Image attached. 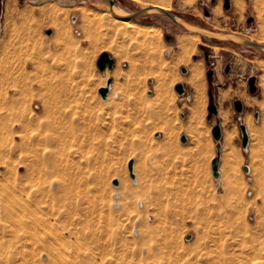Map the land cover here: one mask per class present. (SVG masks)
Segmentation results:
<instances>
[{"label":"rangeland","instance_id":"rangeland-1","mask_svg":"<svg viewBox=\"0 0 264 264\" xmlns=\"http://www.w3.org/2000/svg\"><path fill=\"white\" fill-rule=\"evenodd\" d=\"M169 1L201 27L248 38L261 29L256 0H243L242 10L235 0L229 8L225 0ZM116 2L129 11L155 4ZM0 4V264H264V52L199 34L189 63L177 65L178 36L190 30L167 16L131 19L139 29L132 35L111 23L105 0ZM151 27L161 29L159 39H149ZM103 51L115 64L101 72ZM164 59L165 71L181 74L169 93L157 88ZM195 63L203 101L196 113ZM211 87L218 113L209 118ZM248 118L244 147L239 125L247 128Z\"/></svg>","mask_w":264,"mask_h":264},{"label":"water","instance_id":"water-1","mask_svg":"<svg viewBox=\"0 0 264 264\" xmlns=\"http://www.w3.org/2000/svg\"><path fill=\"white\" fill-rule=\"evenodd\" d=\"M107 2V4H109V11L114 15V16H118L119 18L122 19H135V18H141L144 15H149V14H156V15H164L167 16L172 22H175L176 24H178L179 26H181L183 29L185 30H191L194 31L196 33H199L202 37H206L209 38L211 40H219V41H225V42H230V43H236L239 45H243V46H250L253 47L255 49H257L258 51H262L264 52V42H257L254 40H251L248 37H243L240 35H237L235 33H228V32H224V31H215L209 28H206L204 26H199L189 20H186L183 16H180L178 13H176L175 11H171V10H165L161 7H155V6H144L140 9L137 10H127L124 7H122L119 3L116 2V0H105ZM1 3V0H0ZM225 7L229 8L231 6V0H225ZM117 8L120 9V11L117 10ZM2 10L1 4H0V12ZM206 14H209V11L207 9H205ZM49 33L51 32V30L48 31ZM206 53H208V50L206 51ZM206 58V56H205ZM97 66L98 69L103 72L106 68L112 69L114 67L115 61L113 59V57L110 55V53L108 51H103L102 54L99 56V58L97 59ZM209 63V61H207ZM227 70V69H226ZM181 71L183 73H188V70L186 69V67H182ZM208 78H209V85L211 86L212 84V79H213V70L209 69L208 71ZM255 79L256 76H250L248 78V85H250V92L251 93H255L258 90V86L255 84ZM113 79H109L107 82V85H104V87L99 88V92L101 94V96L103 98L107 97L109 92H110V84L112 83ZM176 90L178 91L179 94H183L186 90V88L184 87L183 83H177L175 86ZM213 88L211 87L209 89V96H210V104L208 107V117L212 118L214 115L213 114H217L218 113V106L214 103L213 101ZM235 104V108L237 110L238 113H242L244 111V104L241 100L239 99H235L234 101ZM256 117H259V112H255ZM241 131H242V143L244 147L248 146V142H249V134H248V129H246V126L244 123H240L239 125ZM212 133L213 136L215 138V140L220 141L221 138L223 137V129L221 127L220 122H218V124L214 125L212 127ZM181 141L182 142H186L187 141V136L185 134H183L181 136ZM221 145H217L218 150L221 149ZM134 160H130L129 162V172H130V176H132L133 178H135V174H134ZM219 164H220V158L218 157H214L212 160V173H214V176L216 178H218L220 176V172H219ZM249 169L248 165L244 166V170L247 171ZM113 183L115 185H119V180L115 179L113 181ZM192 238V235H188L187 239Z\"/></svg>","mask_w":264,"mask_h":264},{"label":"bare ground","instance_id":"bare-ground-1","mask_svg":"<svg viewBox=\"0 0 264 264\" xmlns=\"http://www.w3.org/2000/svg\"><path fill=\"white\" fill-rule=\"evenodd\" d=\"M194 0H184V2L185 3H187V2H193ZM154 2H155V4L153 5V6H155V7H161V8H163V9H165V10H170V6H171V3H170V1L169 0H154ZM235 5L239 8V9H243L244 8V1L243 0H235ZM255 5H256V10H257V13L259 14V27L261 28L260 29V32L258 33V34H255V35H253V36H251L250 38H252L253 40H256V41H258V42H260L261 43V41H263L264 42V0H256L255 1ZM60 7V6H59ZM53 8V7H52ZM64 8V7H63ZM48 9H49V7H48ZM48 9H47V12H50L51 13V15H52V10L51 11H48ZM61 9V8H60ZM58 10V9H57ZM81 10V9H80ZM79 10V11H80ZM117 10L118 11H120V9L119 8H117ZM12 11V10H11ZM27 11V10H26ZM30 11V10H29ZM44 11V10H43ZM42 11V12H43ZM68 10H66V12H67ZM220 11H221V8H220V5H216V7H214V9H213V12H214V14H217V13H220ZM46 12V13H47ZM57 12V11H56ZM90 12H92V10H90ZM27 13V12H26ZM44 13H45V11H44ZM50 13H49V15H50ZM95 13V12H94ZM97 13V12H96ZM96 13H95V16H97L96 15ZM99 14L101 13V12H98ZM68 14V13H67ZM103 14V13H102ZM45 15V14H44ZM46 15H48V14H46ZM61 15V14H60ZM82 16H83V18L84 17H86L87 19H86V22H88L89 21V23H90V20H89V18H90V15H89V12H88V10H85L84 8L82 9V14H81ZM89 15V16H88ZM91 15H93V13H91ZM107 15V14H106ZM109 15V18H110V21H112L111 23H114V24H116L117 25V23H120V22H122L124 25H126V26H124L125 27V29H124V27H123V25L122 26H120V24H119V26H120V28L121 27H123V29L125 30V31H130V33H132L133 31H135V30H137L138 29V27H137V25H135L133 22H131L132 20V18H130V19H128L127 21H124V20H126V19H122V18H119L118 16H114L112 13H109L108 14ZM63 16V15H62ZM88 16V17H87ZM99 16V15H98ZM29 17H31V16H29ZM65 17V16H64ZM93 19H91V21L93 20V21H95L94 19H96V17H94V16H91ZM101 17L104 19V17L101 15ZM100 16H99V18H100V20L99 21H97V19H96V22H101L102 21V18H101ZM26 18V17H25ZM53 18L54 19H58V14H56V13H53V16H52V18H49L50 20H53ZM98 18V19H99ZM47 19V18H46ZM82 19V18H81ZM85 19V18H84ZM27 20V19H26ZM61 20V19H60ZM105 20H106V18H105ZM47 21V20H46ZM57 21H59V20H57ZM125 23H124V22ZM104 22V21H103ZM107 22V21H106ZM106 22H104L103 24H105ZM60 24V23H59ZM101 24V23H100ZM99 24V25H100ZM107 25H111L110 23H109V21H108V24ZM113 25V24H112ZM139 25V24H138ZM101 26H103V25H101ZM105 26H106V24H105ZM107 27V26H106ZM109 28H114V27H110V26H108ZM156 27H158V26H156ZM140 28V27H139ZM144 29V28H143ZM147 29V28H146ZM145 29V30H146ZM116 30H117V28H116ZM131 30H132V32H131ZM151 30V31H150ZM138 31H139V29H138ZM144 31V30H143ZM161 29L160 28H152L151 27V29H147L146 30V33L148 34V36H149V39L151 38V37H153V40H154V37H155V39H159V37H158V35L160 36L161 35ZM122 33H123V31H122ZM136 34V32H133L132 33V35L133 34ZM141 33H144V32H140V34ZM150 34V35H149ZM181 34V33H180ZM16 35H17V33H16ZM127 35V34H126ZM138 35V34H137ZM144 35V34H143ZM22 36V35H21ZM145 36H146V34H145ZM151 36V37H150ZM156 36H157V38H156ZM133 37V36H132ZM147 37V36H146ZM135 39V38H134ZM251 39V40H252ZM152 40V39H151ZM150 40V42H152ZM198 42H200V35H199V33H196V32H194V31H188V32H184V33H182L181 35H179L178 36V39H177V44H178V47H179V52L177 53V56H176V61H177V65L179 64V63H189V61H190V55L194 52V50H195V48H196V46H197V43ZM149 43V42H148ZM155 44H156V42H154ZM151 44V43H150ZM154 46H156V45H153V47ZM151 53V52H150ZM154 56V55H153ZM154 58V57H153ZM151 62L153 63V62H155L153 59L151 60ZM261 62V61H260ZM264 62V61H263ZM263 62H261L260 63V69H263L264 70V63ZM162 66H164V70L162 69V71H161V73H160V75H159V82H158V86H157V88H159L160 89V91H164L165 93L166 92H172V89H171V86H172V84H174V82L176 81V80H179V79H181V74L180 73H178L176 70H173V71H165V68H168V62L164 59L163 60V64H162ZM258 66H259V64H258ZM201 66L198 64V63H195V64H193V66L191 67V77H190V80L193 82V84L197 87V89H198V91H197V95H196V101H197V104H196V107H195V113L196 112H198V111H200V109H201V107H202V104H203V101H202V95H201V92H200V88L198 87V82H199V80H200V76H201ZM159 74V73H158ZM171 81V83H170V85H168V82H170ZM111 85V84H110ZM168 85V86H167ZM112 87V86H111ZM164 92H162L161 94L162 95H164ZM173 94V93H172ZM110 97V94L107 96V97H105V98H109ZM163 97H165V95L163 96ZM166 98V97H165ZM255 116H256V114H255ZM257 118V117H256ZM250 118H248V122H246L247 123V128L246 129H248L249 128V120ZM257 119H259V117L257 118ZM246 126V125H245ZM250 129V128H249ZM249 129H248V131H249ZM233 135H234V133H230V132H228L227 133V141H228V144H230V142L232 141V138H233ZM188 139V138H187ZM249 167V166H248ZM251 168V167H250ZM249 171V169L246 171V172H248ZM135 174V173H134ZM134 181H137V177H135L134 178ZM120 183V182H119Z\"/></svg>","mask_w":264,"mask_h":264},{"label":"flooded vegetation","instance_id":"flooded-vegetation-1","mask_svg":"<svg viewBox=\"0 0 264 264\" xmlns=\"http://www.w3.org/2000/svg\"><path fill=\"white\" fill-rule=\"evenodd\" d=\"M248 21L249 22H251V21H253V18L252 17H250V19H248ZM208 57V53H206V58ZM207 61H208V58H207ZM227 69V70H226ZM226 69H225V72H228L229 73V71H230V66L229 65H227L226 66ZM214 72V71H213ZM214 75H215V72H214V74H213V77H214ZM249 78V77H248ZM247 82H248V79H247ZM256 82H257V78L255 79V84H256ZM212 83H213V79H212ZM249 88H250V85H249ZM213 94H214V91H213Z\"/></svg>","mask_w":264,"mask_h":264},{"label":"built area","instance_id":"built-area-1","mask_svg":"<svg viewBox=\"0 0 264 264\" xmlns=\"http://www.w3.org/2000/svg\"><path fill=\"white\" fill-rule=\"evenodd\" d=\"M186 94V90H185V92L183 93V94H180L181 96H184Z\"/></svg>","mask_w":264,"mask_h":264}]
</instances>
